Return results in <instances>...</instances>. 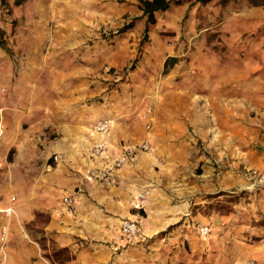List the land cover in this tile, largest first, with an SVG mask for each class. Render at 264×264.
<instances>
[{
    "label": "rangeland",
    "instance_id": "1",
    "mask_svg": "<svg viewBox=\"0 0 264 264\" xmlns=\"http://www.w3.org/2000/svg\"><path fill=\"white\" fill-rule=\"evenodd\" d=\"M189 1L171 0L147 26L138 0H3L0 21L13 27L21 22L31 55H17L7 40L0 45L3 137L8 131L16 140L7 146L0 176L34 171L8 168L6 161L16 160V155L35 163L45 160L47 168L62 159L76 163V148L84 167L101 161L104 166L123 146L148 138L151 150L138 151L133 158L142 155L135 195L148 190L146 204L135 209L134 195L131 215L120 220L137 219L151 246L130 243V264L173 259L177 264H264V55L250 33L234 37L223 26L224 6L239 0H220L219 10L208 7L206 0ZM240 67L258 69L252 82L244 80L251 82L253 95L250 84L241 89L245 99L253 96L255 107L243 104L239 112L231 105L223 112L217 98L235 94L224 78ZM196 95L215 99L205 134L195 132L188 119L166 111L172 101L185 107L186 97ZM30 106L28 118L18 116ZM100 119L113 121L106 135L113 129L115 136L125 138L115 153L91 152L90 157L89 147L97 139L90 129ZM160 135L161 147L156 142ZM172 140L184 144L179 152L170 151ZM59 144L65 151L44 154ZM20 146L25 153L18 154ZM43 222L39 217L38 224L23 228L35 230L41 248H49L44 256L66 259L67 249L52 247L43 236ZM156 223L166 227L150 235L148 228ZM204 225L210 230L201 236L198 228Z\"/></svg>",
    "mask_w": 264,
    "mask_h": 264
},
{
    "label": "crops",
    "instance_id": "2",
    "mask_svg": "<svg viewBox=\"0 0 264 264\" xmlns=\"http://www.w3.org/2000/svg\"><path fill=\"white\" fill-rule=\"evenodd\" d=\"M193 1L199 2L200 0H191L189 2ZM219 2L220 0H206V5L219 10L221 6L216 7ZM239 2V4H236L235 1H229L224 6L225 9L222 10V13L225 14L224 22H222L223 26H226L234 37L237 35L241 36L244 32L250 33L252 40L259 45L260 52L264 55V6H254L249 4L247 0H239ZM20 6L17 5L15 8L19 10ZM12 25L10 22L0 21V28L4 31V40L9 41L13 47L17 48V55L18 51H22L25 53L24 58L25 55L26 57L30 56L29 52L31 49L29 44L26 43L27 36L25 37L26 32L21 29V22L18 21L15 27ZM22 60L20 59L21 64L26 63L25 60ZM23 68V65L19 66L20 71ZM253 70L256 72L258 69L257 67L253 69L240 67L233 71L234 74L224 78V84L229 85L231 89L234 88L235 94L218 97L219 110L227 112L231 105H234L235 110L239 112H242L243 104L255 107L253 96L245 99L241 92L242 88L244 90V84L245 90L249 88L250 84V90L253 95L254 89L251 84ZM245 78H250L251 82L248 81L247 84ZM214 101L215 99L210 96H189L186 97L185 107L179 105L180 102L176 101L175 105V102L172 101V106L170 108L166 106V111H170L171 115L178 114L181 119H188L189 122H192L193 127L196 128V130L194 129L195 132H204L203 134H205L210 129L208 123V120L211 119L210 114L212 111L210 104ZM32 107L19 111L21 113L18 116L25 119L28 118ZM8 112H5L6 123L8 114H10ZM201 121L203 123L199 124ZM217 130L221 131L219 128ZM121 138H125L124 134L115 136L113 129H111L105 137L107 142L106 152L115 153L118 151ZM162 141V135H160V138H156V142L160 147ZM15 142L16 140L10 139L8 131L3 139L0 140L1 164L4 163L5 153L8 150L7 146L10 147ZM174 144L178 146H174ZM63 145L59 144L58 147H49L47 151L43 152L44 154L46 152H55L57 151L56 148L63 152L65 151ZM80 145L85 146L86 149L84 143ZM182 145L184 144L180 141L175 143L172 140L170 151L172 153L179 152ZM160 147L158 148L159 152ZM20 148L22 147H18V154L24 152ZM88 151L90 156L91 147H89ZM27 152L32 154L33 149L31 151L28 149ZM73 153L76 157V163H66L62 159L56 166L47 168L45 160L35 163L28 158H20L18 155H16V160L6 161L8 168L12 166L13 168H22L26 171L30 169L34 171L32 173L26 172L16 177L6 172L5 177L0 176V231L2 226L8 227L4 242L7 244V252L2 264H44L40 260L41 257L46 264L131 263L128 254L131 251V247L128 246L130 243L126 242L124 238L119 240V236L123 237L120 232V219L131 215V200L142 177L140 165L142 155H138L133 161L111 173L107 178L102 179L99 177V173L103 168V161L100 162V165L97 161V165L86 168L80 163L82 158L77 155L76 148ZM17 156L19 157L18 160ZM89 174L93 175L91 179H88ZM23 183H26V189H24ZM4 184L10 185V187L4 188ZM67 191L71 192L67 193ZM65 192L66 194H73L75 198L74 213L72 215L57 212L60 194ZM11 197H14V200L10 199ZM7 207L14 208L15 216L5 214L4 209ZM39 217L44 218L41 226L43 236H46L47 242L50 245L52 244V247L66 248L69 255L66 259L44 256L42 252H48L49 248L45 250L41 248L35 230L31 228L25 230L23 228L29 224L32 226L38 224ZM165 227L166 225L156 223L148 229L151 231L150 235H153L164 230ZM146 236L145 234V239ZM165 240L166 238H163V241L166 242L165 244H168ZM140 243H143L145 247L151 246L145 240ZM161 243L163 242L161 241ZM173 260L168 263V260L166 261L165 259L166 262L161 261L159 264L178 263Z\"/></svg>",
    "mask_w": 264,
    "mask_h": 264
},
{
    "label": "built area",
    "instance_id": "3",
    "mask_svg": "<svg viewBox=\"0 0 264 264\" xmlns=\"http://www.w3.org/2000/svg\"><path fill=\"white\" fill-rule=\"evenodd\" d=\"M113 121L111 119H100L90 129V134L97 136L95 143L92 146V155L102 156L106 153L107 142L105 139V135L107 131L112 126ZM4 135V123H3V111L0 108V140ZM151 145L148 138H144L141 142L135 145H125L123 146L119 152L114 156V158L107 164L103 166L99 173V177L102 179L107 178L111 173L117 171L124 165L128 164L131 160H133L134 156L138 151H150ZM54 159L57 160V156H54ZM92 174L88 175V179L92 178ZM149 195L148 190H141L137 192L134 197V201L132 205L135 209L141 210L147 201V197ZM14 200V197L11 198ZM74 203L75 198L73 194H65L62 196L60 201V206L57 209V212L63 213L66 215H72L74 213ZM5 214L11 215L14 213L13 207H7L4 209ZM209 228L204 225L198 228V233L201 236L208 235ZM120 232L123 238L128 243L141 242L145 240V237L141 231V228L138 224L137 219H129L125 218L120 221ZM7 236V227L2 226L0 231V241L3 244L5 242Z\"/></svg>",
    "mask_w": 264,
    "mask_h": 264
},
{
    "label": "trees",
    "instance_id": "4",
    "mask_svg": "<svg viewBox=\"0 0 264 264\" xmlns=\"http://www.w3.org/2000/svg\"><path fill=\"white\" fill-rule=\"evenodd\" d=\"M3 0H0V3ZM253 5L264 6V0H250ZM138 8L146 18V25L154 24L156 13L169 8L171 0H138ZM4 42V31L0 28V45Z\"/></svg>",
    "mask_w": 264,
    "mask_h": 264
}]
</instances>
